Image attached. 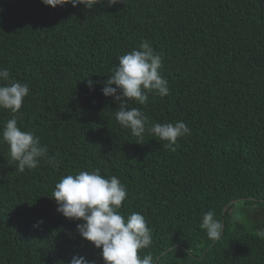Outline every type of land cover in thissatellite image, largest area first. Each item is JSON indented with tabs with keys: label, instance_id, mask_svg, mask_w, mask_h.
I'll return each mask as SVG.
<instances>
[{
	"label": "trees",
	"instance_id": "16d2710c",
	"mask_svg": "<svg viewBox=\"0 0 264 264\" xmlns=\"http://www.w3.org/2000/svg\"><path fill=\"white\" fill-rule=\"evenodd\" d=\"M148 41L162 56L169 94L149 92V125L183 121L175 152L115 119L102 88L119 57ZM0 69L26 83L19 112L0 109V264H104L51 198L69 174L96 171L126 187L120 212L141 213L153 264H264V0H123L92 9L0 0ZM93 87L87 86V80ZM115 87V85H113ZM119 94V93H118ZM47 148L38 167L18 171L2 140L13 118ZM55 157V166L49 160ZM251 206L252 225L233 217ZM226 207L225 212L223 209ZM213 211V241L201 228ZM39 227H34L38 221Z\"/></svg>",
	"mask_w": 264,
	"mask_h": 264
},
{
	"label": "clouds",
	"instance_id": "9594fccd",
	"mask_svg": "<svg viewBox=\"0 0 264 264\" xmlns=\"http://www.w3.org/2000/svg\"><path fill=\"white\" fill-rule=\"evenodd\" d=\"M45 6L56 8L70 3L74 8L83 5L92 9L97 4L115 6L123 0H41ZM119 63L113 67L112 74L102 88L105 97H113L119 104L115 110V119L124 128L130 129L132 135L143 139L147 132L167 143L168 150L175 152L179 147L178 138L190 135V129L183 121L173 123H155L149 125L144 112L137 107H128L130 101L145 105L149 92L165 97L169 94V83L161 75L162 56L157 53L148 41H142L139 49L120 56ZM7 69H0V80L9 81ZM115 85V87H113ZM91 89L93 81L87 80ZM119 93V94H118ZM29 94L26 83L10 81L0 85V109L19 112L25 97ZM2 140L9 146L11 158L18 162V171L38 167L46 157L47 148L31 131L18 127L15 115L8 120L2 131ZM54 166L59 162L55 157L49 160ZM127 197L126 187L118 177L105 178L98 170L80 171L75 175L62 177L56 183L52 197L57 203V212L65 218L83 221L77 224V232L83 240L91 243L96 249H102L104 264H153V256L138 255L140 249L152 244L151 231L145 217L133 212L125 218L120 212L122 203ZM38 221L34 227H39ZM201 228L209 239L215 241L222 235L223 224L216 219L213 211L203 214ZM264 235V233H260ZM70 264H90L83 256H74Z\"/></svg>",
	"mask_w": 264,
	"mask_h": 264
},
{
	"label": "rangeland",
	"instance_id": "374dc122",
	"mask_svg": "<svg viewBox=\"0 0 264 264\" xmlns=\"http://www.w3.org/2000/svg\"><path fill=\"white\" fill-rule=\"evenodd\" d=\"M253 210L251 206H243L242 204H236L235 207L232 210V215L234 218L239 220L241 223H243L245 226L252 225L253 221Z\"/></svg>",
	"mask_w": 264,
	"mask_h": 264
},
{
	"label": "water",
	"instance_id": "95a60500",
	"mask_svg": "<svg viewBox=\"0 0 264 264\" xmlns=\"http://www.w3.org/2000/svg\"><path fill=\"white\" fill-rule=\"evenodd\" d=\"M240 201H242V200H236V201H233V202H231L232 204H236V203H238V202H240ZM225 210H226V207L223 209V213L225 212Z\"/></svg>",
	"mask_w": 264,
	"mask_h": 264
}]
</instances>
